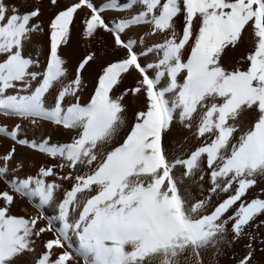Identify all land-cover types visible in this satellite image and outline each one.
<instances>
[{"label": "snow or ice", "instance_id": "1", "mask_svg": "<svg viewBox=\"0 0 264 264\" xmlns=\"http://www.w3.org/2000/svg\"><path fill=\"white\" fill-rule=\"evenodd\" d=\"M49 4L0 0V264H264V0Z\"/></svg>", "mask_w": 264, "mask_h": 264}, {"label": "bare ground", "instance_id": "2", "mask_svg": "<svg viewBox=\"0 0 264 264\" xmlns=\"http://www.w3.org/2000/svg\"><path fill=\"white\" fill-rule=\"evenodd\" d=\"M6 2H8V0H6ZM29 2H31V0H29ZM60 2L63 3V2H65V0H60ZM98 2H99V0H98ZM40 3H41V7L44 10L43 19L47 20V17L49 16V14L51 12L55 11V8L49 4V0H40ZM134 31L137 34H139L140 32L143 31V29L137 28V29H134ZM249 43H250V40L248 38V33H245L243 43H241V45L236 49V51L234 53H230V56L239 58L241 55L244 54ZM92 46L93 47L95 46V42H93ZM88 50H91L89 44L87 42L81 41L77 36L76 30L74 29L69 46L62 50V56H66L68 59V69H69L70 75L72 74V70L75 67L76 61L79 58H82L83 55H86ZM94 70H95V66H93L88 71H85L83 73V78H84L85 82L87 83V88L84 89V91L81 93V102H84L86 100L87 94L92 88V85L94 82V78H93L92 73L94 72ZM52 139L54 141H56V140L64 141L67 139V136L66 135L58 136L56 134H53ZM6 146H8V141L6 139H0V151H3ZM17 151L19 153L22 150L18 148ZM31 155H32L33 160L37 163H40L43 159L42 156H39L36 154H31ZM21 206L22 207L26 206L25 202H21ZM28 207H29V210L31 211L30 206H28ZM13 211H17V210L13 209ZM39 251H40V249L37 248V252H39ZM233 251H235L237 253H241L242 252L241 245H239V244L235 245L233 248ZM230 255H231V253H228V254L220 257L219 258V264H233V261L230 259ZM259 258H260V254H259V252H257L256 259H259Z\"/></svg>", "mask_w": 264, "mask_h": 264}]
</instances>
